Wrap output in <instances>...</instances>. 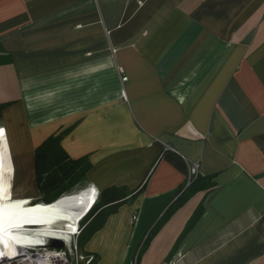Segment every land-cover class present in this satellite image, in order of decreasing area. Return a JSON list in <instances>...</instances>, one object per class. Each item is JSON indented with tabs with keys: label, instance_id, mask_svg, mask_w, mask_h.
Segmentation results:
<instances>
[{
	"label": "crops",
	"instance_id": "obj_1",
	"mask_svg": "<svg viewBox=\"0 0 264 264\" xmlns=\"http://www.w3.org/2000/svg\"><path fill=\"white\" fill-rule=\"evenodd\" d=\"M0 46L7 195L41 199L34 151L63 134L92 207L145 182L93 264H264V0H0ZM183 162L214 187L179 202Z\"/></svg>",
	"mask_w": 264,
	"mask_h": 264
},
{
	"label": "trees",
	"instance_id": "obj_2",
	"mask_svg": "<svg viewBox=\"0 0 264 264\" xmlns=\"http://www.w3.org/2000/svg\"><path fill=\"white\" fill-rule=\"evenodd\" d=\"M7 62L8 57L4 55L0 46V65H4ZM3 108L4 106L0 105V114ZM62 135L48 138L34 151L35 184L41 196V199L36 204H51L64 195L72 194V192L81 186L85 173L90 168L87 158L72 161L65 155L59 147V140ZM166 154L165 151L162 152L158 159L165 157V159L173 161L172 158H167ZM173 163L177 168H180L177 161L174 160ZM183 169L186 177H188V167L184 162ZM186 185L188 187L179 199V202L186 200L193 193L210 190L214 187L209 178H202L199 175L189 183L186 182ZM144 186L145 182L132 192H129L125 188H110L104 191L101 194V202L91 207L92 209L79 222L82 228L77 237V248L81 250L91 235L103 225L106 216L116 211L124 202L140 194ZM85 257H90V255L87 254ZM93 261L94 258H91L88 264H93Z\"/></svg>",
	"mask_w": 264,
	"mask_h": 264
},
{
	"label": "bare ground",
	"instance_id": "obj_3",
	"mask_svg": "<svg viewBox=\"0 0 264 264\" xmlns=\"http://www.w3.org/2000/svg\"><path fill=\"white\" fill-rule=\"evenodd\" d=\"M11 172L4 129L0 128V250L23 244L42 246L48 239L65 242L77 234V225L95 203L93 195L81 190L51 204H31V200L5 193Z\"/></svg>",
	"mask_w": 264,
	"mask_h": 264
},
{
	"label": "built area",
	"instance_id": "obj_4",
	"mask_svg": "<svg viewBox=\"0 0 264 264\" xmlns=\"http://www.w3.org/2000/svg\"><path fill=\"white\" fill-rule=\"evenodd\" d=\"M189 183L198 174L199 166L196 163H188ZM29 230H32L31 228ZM70 235V236H77ZM66 246L68 247L67 242ZM47 240L39 246L37 244L13 245V249L0 250V264H69L67 259V250L54 251L46 249ZM73 249L76 250V243H73ZM72 251V249H71ZM90 261L87 260L86 263Z\"/></svg>",
	"mask_w": 264,
	"mask_h": 264
},
{
	"label": "rangeland",
	"instance_id": "obj_5",
	"mask_svg": "<svg viewBox=\"0 0 264 264\" xmlns=\"http://www.w3.org/2000/svg\"><path fill=\"white\" fill-rule=\"evenodd\" d=\"M81 188H77L73 193H76L77 191H79ZM81 191V190H80ZM40 195V193H39ZM36 200H31V204H36ZM78 228H77V234L79 235L80 231H81V226L80 225H77ZM29 230V229H28ZM77 236H69L68 239L65 241L67 242L68 244V247L66 246V243H65V249L67 250V259H68V262L69 264H72L74 262V264H87L86 261L89 260V258L85 257L84 254L82 253L81 250H79L78 248L76 250L73 249V243L77 242ZM77 245V244H76ZM72 249V251H71Z\"/></svg>",
	"mask_w": 264,
	"mask_h": 264
},
{
	"label": "water",
	"instance_id": "obj_6",
	"mask_svg": "<svg viewBox=\"0 0 264 264\" xmlns=\"http://www.w3.org/2000/svg\"><path fill=\"white\" fill-rule=\"evenodd\" d=\"M65 248V242L58 240V239H48L46 249L48 250H54V251H60L64 250Z\"/></svg>",
	"mask_w": 264,
	"mask_h": 264
},
{
	"label": "clouds",
	"instance_id": "obj_7",
	"mask_svg": "<svg viewBox=\"0 0 264 264\" xmlns=\"http://www.w3.org/2000/svg\"><path fill=\"white\" fill-rule=\"evenodd\" d=\"M96 200H97V196H96L95 202H96Z\"/></svg>",
	"mask_w": 264,
	"mask_h": 264
}]
</instances>
